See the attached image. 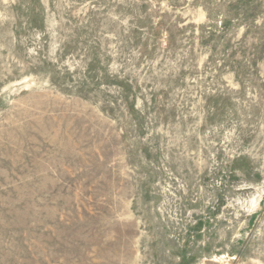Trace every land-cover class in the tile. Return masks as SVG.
<instances>
[{
	"label": "rangeland",
	"instance_id": "obj_1",
	"mask_svg": "<svg viewBox=\"0 0 264 264\" xmlns=\"http://www.w3.org/2000/svg\"><path fill=\"white\" fill-rule=\"evenodd\" d=\"M0 264H264V0H0Z\"/></svg>",
	"mask_w": 264,
	"mask_h": 264
}]
</instances>
